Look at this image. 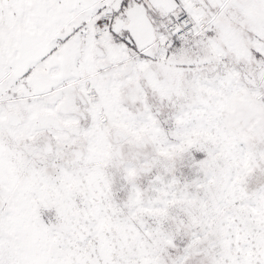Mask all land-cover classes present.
Instances as JSON below:
<instances>
[{
	"label": "snow or ice",
	"instance_id": "1",
	"mask_svg": "<svg viewBox=\"0 0 264 264\" xmlns=\"http://www.w3.org/2000/svg\"><path fill=\"white\" fill-rule=\"evenodd\" d=\"M0 264H264V0H0Z\"/></svg>",
	"mask_w": 264,
	"mask_h": 264
}]
</instances>
